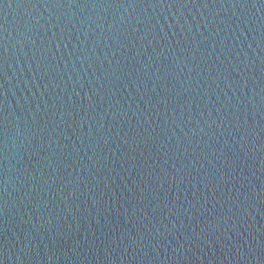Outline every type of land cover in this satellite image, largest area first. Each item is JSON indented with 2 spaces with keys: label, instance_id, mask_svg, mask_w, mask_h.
Returning a JSON list of instances; mask_svg holds the SVG:
<instances>
[{
  "label": "water",
  "instance_id": "95a60500",
  "mask_svg": "<svg viewBox=\"0 0 264 264\" xmlns=\"http://www.w3.org/2000/svg\"><path fill=\"white\" fill-rule=\"evenodd\" d=\"M0 264H264V0H0Z\"/></svg>",
  "mask_w": 264,
  "mask_h": 264
}]
</instances>
